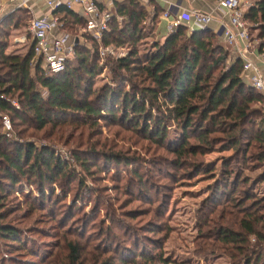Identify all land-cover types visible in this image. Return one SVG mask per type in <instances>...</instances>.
Returning a JSON list of instances; mask_svg holds the SVG:
<instances>
[{
  "label": "trees",
  "instance_id": "1",
  "mask_svg": "<svg viewBox=\"0 0 264 264\" xmlns=\"http://www.w3.org/2000/svg\"><path fill=\"white\" fill-rule=\"evenodd\" d=\"M147 4L151 5L150 11L146 10L139 0L114 1V14L110 16L106 30L102 32L100 43L81 29L84 20L73 11L62 5L52 10V15L62 22L64 31L61 33H66L65 29H78V35L74 36L72 56L58 72H47L41 68L38 60L33 61L32 43L22 54L5 52L8 29L24 25L21 20L29 14L26 9H15L1 19L0 212L6 197L18 189L22 181L35 185L39 193L38 196L32 197V202L28 200L31 194H24L27 207L40 209L41 212L49 211L50 207L44 205L48 194L43 189L58 183L60 189L55 198L63 200L71 190V184H74L72 197L78 198L80 190L88 189L85 184L89 171L87 165H90L91 160L90 163L96 167L94 157H102L106 164L123 163L125 167L136 161V157H123L116 153L104 154L93 149L85 151L86 155L92 156L89 159L83 154L74 153L72 157L79 168V176L49 147L37 146L29 141L19 142L9 135L8 131H3V114L9 115L8 123L12 127L15 124H27L37 131L44 128L54 130L70 124L91 126L98 122L109 123L133 129L173 154L181 149L190 136L199 135L200 127L209 120L207 133H219L222 149H233L232 156L222 160L220 177L216 181L217 185L211 189L213 196L210 198L214 201L220 190V193L228 192L225 200L230 201L238 185L242 186L238 192L243 195L235 203V210L241 214L236 220L240 231L233 232L220 226L215 229L214 237L216 242L228 244L238 253L244 244L240 260L231 259L230 264H264V247L244 254L248 245L247 235L262 238L256 227L257 224L264 225V217L260 218V210L264 209V195L256 196L248 185L247 177L241 178L239 174L240 168L264 166V110L261 106L264 96L240 76L242 62L239 58L227 61V53L219 45L216 39L218 36L211 28L188 31L183 25H177L175 31L164 35L160 43L153 42L150 51H138V45L146 36L149 37L150 27L152 31L155 30L156 18L161 11L154 2L148 1ZM242 19L249 22L250 28L256 30V37L262 39L264 0H254L244 11ZM146 28L148 33L145 32ZM248 34L250 39V33ZM84 42H88L90 47ZM99 44L110 45L125 53L106 58L105 64L111 73L109 81L93 87V78L101 68ZM263 47L259 43L258 50L261 51ZM118 71H123L125 75ZM12 99L18 103V108L12 104ZM255 104L260 107H255ZM151 109L157 113L153 114ZM167 122L180 132L178 138L169 144ZM177 163L178 157H174L167 166L175 169ZM141 174L137 168L133 169L126 178L117 176L116 184L122 191L131 186V177H135L139 184H145ZM171 178L173 179V176ZM52 194L53 189L49 195ZM98 200V197L96 201L94 199V210L99 208ZM107 206L104 209V220L100 218L94 221V218L87 214L82 218L88 217L87 222H91L89 228L93 227L96 231L94 238L107 240L105 252L111 247L108 244L110 236L107 232L112 230V219L115 216L114 210L109 204ZM83 214L82 211L81 215ZM57 217L52 216L50 219L55 221ZM3 218L0 213V220ZM81 220L78 221L79 225H82ZM108 221L109 224L106 223ZM67 227L62 219L61 230L64 231ZM82 230L81 227L75 233V238L89 245L90 233L86 234ZM73 231L69 229V232ZM61 237L65 251L62 262L83 264L80 255L83 247L79 241ZM1 238L7 241L11 252L34 257L9 259L10 263L52 264L50 260L46 262L49 258L47 249L39 245L36 249L28 247L27 240L16 228L0 221ZM115 239V236L111 237L112 241ZM132 241L136 242L134 239ZM159 248L160 246L156 247ZM204 251L208 254L211 250ZM211 253L218 252L212 250ZM229 256L232 257V254ZM124 259L120 258L122 264L126 263ZM110 260L111 257H107L99 264H114ZM131 260L132 264L165 262L161 254L154 255L142 251L134 252Z\"/></svg>",
  "mask_w": 264,
  "mask_h": 264
},
{
  "label": "rangeland",
  "instance_id": "2",
  "mask_svg": "<svg viewBox=\"0 0 264 264\" xmlns=\"http://www.w3.org/2000/svg\"><path fill=\"white\" fill-rule=\"evenodd\" d=\"M253 1L246 0V3L250 6ZM247 5L244 6V11L247 9ZM1 6L2 4H0V8H2ZM28 13L27 17L21 20L24 25L8 29L5 52L23 53L31 44V35L28 31L29 21L40 14L36 15L32 11H28ZM246 23L248 25L247 33H250V47L258 49L262 39H258L256 30L250 28L249 22ZM150 29L149 37L146 36V39L138 45V51L141 53L150 51L153 42L160 43L163 40V37L156 36L155 30L152 31L151 27ZM174 31L175 29H172L170 32ZM65 32L72 36L78 35V29L75 28L74 30L65 29ZM145 32L148 33V28ZM21 36L25 38L24 47L16 42ZM216 39L227 53V61H229L232 57L231 50L222 45V39L219 36ZM84 44L90 47L88 42H84ZM108 47L112 48L111 51L107 52L103 58H99L101 68L98 75L93 78V87H98L109 81L111 73L105 64L106 58L125 53V51L110 45ZM259 52L264 53V47ZM118 72L125 75L123 71ZM12 102L18 108L15 99H12ZM254 106L258 107L259 105L255 104ZM261 106L264 110V103ZM151 112L157 113L153 109ZM3 115L1 124L3 131H8L9 135L18 139L19 142L29 141L37 146L49 147L79 176L81 175L79 168L72 157L74 153L83 154L89 159L92 156L86 155L85 151L93 149L104 154L116 153L123 157H136V161L127 167L123 163L108 162L106 164L102 157L93 158V162L96 164L94 167L89 160L91 163L89 162L90 165H87L89 171L85 178L88 189L80 190L79 197L76 199L72 197L74 184H71V190L63 200L55 198V195L59 194L58 183L46 186L43 191L48 194V198L44 200V205L50 207L49 211L42 210L41 212L40 209L35 210L27 207L24 194H31L28 197L30 202H32V197L39 195L36 186L31 183L22 181L18 189L9 193L3 202L0 213L4 218L0 221L16 228L19 234L27 240L28 247L36 249L39 245L41 248L47 249L49 253L47 263L50 260L52 264H64L62 261H64L65 251L61 236L67 240L79 241L78 243L83 247L80 254L83 264H99L107 257H111L110 261L114 264H122L120 258H125V264H132V255L138 251L154 255L161 254L162 259L165 260V262L155 261L148 264H230L231 259L235 261L242 257L244 244L241 252L238 253L236 249L230 248V245L216 242L214 237L215 229L220 226L233 232L240 231L236 220L241 214L235 210V203L243 195L241 196L238 192L242 187L238 185L230 201L226 202L228 195L226 193L228 192L224 194L220 193V190L214 201L210 198L213 196L211 189L217 185L216 181L220 177L222 160L232 156L233 149H222L223 144H221L219 133H207L209 120L202 124L199 135L190 136L182 144L181 149L173 154L144 138L133 129L109 123L98 122L91 126L70 124L54 130L44 128L37 131L27 124L19 126L15 124L12 127L6 123L9 115ZM166 124L169 144L178 138L180 132L170 122ZM5 125H8V129ZM174 157H178V163L176 168L172 169L167 165ZM136 168L142 173L141 177L145 184L141 185L135 177H131V186L122 191L116 184L117 176L126 178ZM239 174L241 178L247 177L250 183L248 185L256 196L264 195V166H251L250 169L240 168ZM243 188L245 189V186ZM51 189H53V194L49 195ZM96 197L99 198L100 205L97 210H94L93 203L94 199L96 201ZM108 204L114 210L115 216L112 219L114 221H112L111 228H113L107 232L110 236L108 244L111 247L105 252L107 240L94 238L96 231L93 227L89 228L91 222H87V216L85 219L82 218L87 214L94 218V221L100 218L104 220V209ZM82 211L83 216L81 215ZM260 211V218H263L264 209ZM49 215L58 217L54 221L50 219ZM75 217L77 218L74 219ZM62 219L68 226L64 231L60 228ZM79 220L82 221V225L78 224ZM106 223L109 224V221ZM80 226L83 228V232L90 233L88 234L89 245H85L75 238L77 237L75 233L81 229ZM69 229L74 231L69 232ZM256 229L261 233L262 238L247 235L248 245L244 254L264 247V225L257 224ZM113 236L116 237L114 241L111 240ZM132 239L136 242L133 243ZM157 246L160 248L156 249ZM207 249L216 250L218 253L212 254L210 251L205 254L204 250ZM229 254H232V257ZM14 258L34 259L27 254L11 252L7 241L1 238L0 264H12L9 259ZM138 264H142V262Z\"/></svg>",
  "mask_w": 264,
  "mask_h": 264
},
{
  "label": "built area",
  "instance_id": "3",
  "mask_svg": "<svg viewBox=\"0 0 264 264\" xmlns=\"http://www.w3.org/2000/svg\"><path fill=\"white\" fill-rule=\"evenodd\" d=\"M29 0H9L7 8H0V20L5 15L15 9L28 10ZM219 9L227 15V21L214 19L209 12L199 10H190L189 16L193 25L197 29L207 28L213 22L215 23L213 31L223 39L224 43L233 49L234 54L242 62L240 76L257 92L264 96V75L260 72L257 61L264 65V53L254 54L255 61L248 58V49L250 48V39L247 33V23L242 19L246 0H215ZM96 0H45L44 4L54 10L62 5L65 8L74 11L84 20L82 30L100 43L101 35L107 28V22L111 16L108 11H101L95 5ZM1 4V3H0ZM248 7V5H247ZM167 12H163L165 17ZM2 16V17H1ZM176 22L169 23L167 28L174 29ZM62 22L57 17L50 14L40 15L29 21L28 31L30 32L33 52V61H39L40 66L47 72H58L64 67L65 61L72 56V46L74 36L67 33L52 34V30L61 27ZM192 31V30H191ZM24 37H20L16 42L23 43ZM238 41L240 45H238ZM261 45L264 46V37ZM241 46V49H240ZM111 47L99 44L98 54L103 58ZM120 53L117 56H121ZM16 107V104L12 102ZM8 123V120L7 122ZM8 129V125H5Z\"/></svg>",
  "mask_w": 264,
  "mask_h": 264
},
{
  "label": "crops",
  "instance_id": "4",
  "mask_svg": "<svg viewBox=\"0 0 264 264\" xmlns=\"http://www.w3.org/2000/svg\"><path fill=\"white\" fill-rule=\"evenodd\" d=\"M44 1L45 0H29L27 11H32V13L36 15L50 14V16L52 17L53 16L57 17L55 15H52L51 13L52 9L45 6ZM114 1H119V0H96L95 5L101 11H108L113 16L114 14L113 2ZM139 1L145 5L146 10H149V11L151 10V5L147 4L148 1L154 2L161 9L160 13L158 14L156 18V22H155V32H156V36L158 37H164V35L170 32V30L167 28V25L172 22H176L175 27L177 25H183L184 27H186L188 31L197 29L193 25L191 21V17L188 14L190 10H199L203 12H209L211 15H213L214 19H220L224 22L227 21L226 13L218 8L215 0H139ZM0 3L2 4L1 6L2 8L3 7L7 8V6L9 5V0H0ZM163 12H167V15L165 17L163 16ZM75 14L77 15V13ZM77 16L80 17L79 15ZM214 26H215V23L213 22L207 28L214 29ZM61 31H64L62 26L53 29L52 34L57 35ZM221 42L223 46L231 50L232 52L231 58H237L234 54L233 49L227 46V44L224 43L223 39ZM20 44L21 46L23 45L25 46L24 43H20ZM238 45H240L239 41H238ZM240 49H241V46H240ZM9 53H12V52H9ZM257 53H259L258 49H252V47H250L248 49L247 56L251 60L255 61L256 59L254 57V54H257ZM16 54H22V53H16ZM257 65L262 75H264L263 63L261 61H257Z\"/></svg>",
  "mask_w": 264,
  "mask_h": 264
}]
</instances>
